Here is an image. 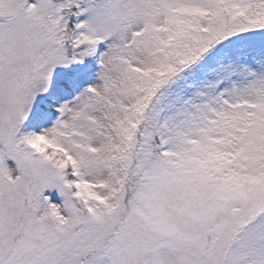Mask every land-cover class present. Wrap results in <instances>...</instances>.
Segmentation results:
<instances>
[{
	"label": "snow or ice",
	"instance_id": "1",
	"mask_svg": "<svg viewBox=\"0 0 264 264\" xmlns=\"http://www.w3.org/2000/svg\"><path fill=\"white\" fill-rule=\"evenodd\" d=\"M0 264H264V0H0Z\"/></svg>",
	"mask_w": 264,
	"mask_h": 264
}]
</instances>
